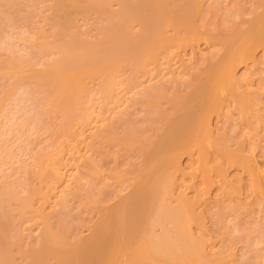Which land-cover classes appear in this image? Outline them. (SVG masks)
<instances>
[{
  "label": "rangeland",
  "instance_id": "rangeland-1",
  "mask_svg": "<svg viewBox=\"0 0 264 264\" xmlns=\"http://www.w3.org/2000/svg\"><path fill=\"white\" fill-rule=\"evenodd\" d=\"M24 1L26 3V0ZM37 1L40 0H36V4ZM42 1L43 2L40 1L38 3L41 4V7L38 5H34V7H38H35L36 9L34 8V11L32 7L33 5H31L34 4L32 3L34 1L29 0L28 4L30 5V9L28 5L25 6L28 9H25L24 7L22 8L21 6L25 5V3L23 2V5H19L20 8H17V6L16 8L12 7L13 9L15 8V11L11 9L10 11H8V13H6L5 10V13L4 11L2 12L4 13V15L6 14L5 16L0 14L1 16H3V18H6L7 14L9 16V13H11L12 11L13 13L15 12L17 14H13L15 18L18 17V15L24 14V18L22 16H19L21 18H18L17 21H14L16 19L12 16V23L11 19H9L8 21L6 20L10 18L7 17L4 23L0 24V47L3 48L0 49V73H7L5 75H0V89L8 87V84L10 87L15 81H17V77L12 76L11 79L8 76L12 73L8 74L7 71L10 72V68H6L7 66L5 67V65L10 66L12 62L10 63V61H8L9 64H7L8 62L6 58L8 59L9 56V59H11V57H14L11 60L13 62L17 61L18 63H20V61L24 59H20V57H18V60L17 56L15 57L16 54L14 53H18L19 56L20 54H23V52L26 53V50L27 52H29L27 48L28 42L32 44V41L35 40L33 44H36L43 42V40L47 41L53 38L52 32L53 29L55 30V28L53 27L52 23L48 22L45 27L44 23L46 22H44V19L48 21L49 17L51 16L50 13H52V8L50 7V4H52L54 0ZM191 1L188 2L190 4L187 7H190V5L191 7L193 6L192 9L194 7H198L197 12L195 10L197 14H193L194 11L191 12L192 17L193 15H195L193 18H190L188 20V18L185 17L186 21L184 17L179 18L180 23H182L181 20H184L183 25L179 23L180 25L177 26L176 23L171 27H165L164 31L166 33L163 30H160V28H163L164 24L162 22H160L159 24L161 25L162 23V27L159 28L160 33H162L163 31L164 35H166L167 38L170 36V39H172V41L168 39V41L170 42H168L164 46L161 45L158 48L159 51L157 49L152 54H148L143 57L142 62L139 65L140 67H136L137 71L134 66L130 67L128 64L124 65L121 63L122 65H120L119 68L121 69L122 73L121 71H118L119 73H116L118 77H116L117 79L115 78V81H117L118 83H116V87L114 86L115 89H117L113 91V97L104 96L102 95V93L100 95L99 92L101 90L97 88L101 83V77H99L100 79H97L96 77L95 79H93L94 81H90L89 79H87L90 82L85 80L88 82H86L85 85L87 84L88 86H85V91H82V96L80 95V99H83L84 101H82V104H90V111L91 113L93 112L91 116H93H90L87 122L83 118L82 109H80L82 108L81 100L79 99L80 96L77 97L78 99L74 98L75 101L79 100L81 105L78 104L80 105L79 108L76 104L79 102H76V106L74 105L72 107L79 108L81 113L79 111H76V113L73 114L74 112L70 109V105L69 109L73 113L70 114L68 112V114L69 116L73 114L74 116L72 115L73 117L71 118L78 124H76V129L73 131L72 128H68L71 122L67 123V126L65 124V117L67 119V116L63 114L65 112H61V110L65 111L66 109H62L61 107L57 108V103H53L54 105L52 104L50 105V107L48 106V108H50L49 110H47V106H45V108H47L46 110L45 108L42 109L44 107L42 105L44 103H47L45 99H43L42 101L41 98L45 97V95H42L44 94L43 92H45L43 90H41L43 91L41 94L42 96L37 93L39 97L37 95L35 97H31L35 98V100L32 99L34 100V103L31 100V106L34 104L35 106L33 105L32 107L35 108H32L30 106V108L32 109H30V111L28 109V113L23 112L27 110V107L29 108V105L31 103L29 102V99L31 98L28 99V97L30 96L26 97L29 92L26 94L25 91H30L32 87L29 86L28 89L24 90V86L27 85L28 87V84L31 85V82L28 80L30 82L29 83L27 79L24 80V78L21 79V81L23 80V82H20V80H18L19 82L17 81L18 84L21 83L20 87L18 85L19 88L17 87V90H24L22 92L26 95H21L15 98H18V101H20V97L21 99H24L26 97L25 100L27 99L28 101H26V103L24 101H21L22 103L20 102L19 104L16 103V99L14 98L13 100L15 101V103L14 101H12L13 103L11 101H6L4 103L5 111L6 109L8 111H6L7 113L5 112V114L9 113L7 116L10 118L11 122H9V120V123L5 124L6 128L4 125V127L2 126L3 128L1 127V125L0 127L3 130L5 128L4 131L8 130L9 125L12 126L14 124V127H9V131H6L7 133L10 132L8 133V135H6V132H4V136L1 138H4L6 141L5 143L0 144H3V147L11 150L14 155L11 154V161L7 159L3 165H0V187H5L4 189H6V186L8 188L10 183H12L13 181L17 182L13 183L15 184L16 188L17 186H19L17 188L18 195H16L18 197L22 196V200L26 198L23 201L25 203H28L27 205L29 206V208L27 205L23 204V201L21 200H19L20 204L19 201L16 203L17 199H20L17 198V196H14V200H16L15 202L14 200H7L13 199V197H8L9 195L7 194V191H4L3 188H0V194L2 193L3 195L4 193L5 196L8 195V198L4 199V204H0L2 205L0 206V212L4 210V213L2 211L3 214L1 215L0 220L4 222L7 219L11 224L8 225L9 228L7 226V223L2 224L3 227L4 225H6L5 228H7H3V230L5 229V232L7 233H5L0 228L1 232H4L2 236H5L6 234V237H8V239H5L4 237L3 239H0V242L4 241L6 250H8L9 248V251H6L3 247L5 251L4 253H7L6 256H8L9 252L12 251V253L10 254L11 256H13L14 260L11 258L9 264H11V262L13 264H23L27 260L26 256L25 258L23 256L24 251L30 250V246H32L33 248L38 247V242H41L45 235V232L43 231H45L44 229H46V227L49 228V230L52 231V233L56 236V243L58 242V244H56L57 248H63V252L60 255L65 256L64 254L67 253L66 257L68 259L70 257H78L80 251L75 249L76 244L78 243L80 238L87 237L91 234L92 229H95L97 227V222L102 223H100L101 226L99 227L101 230L103 229V234L106 233L103 236L104 239L102 238V240H104L105 242H100L101 244L97 246H94L96 244H93L92 248L90 247L91 250L88 249L87 251L85 249L87 253L84 250L83 251L85 253H82L81 250L80 255L83 259L81 258L82 263L80 264H99V262L100 264H102L103 259L109 260L108 256L111 253L113 254L112 256L110 255V259H116V263L114 262L115 264H134V262L139 259V253L136 250L135 252L133 247H135V245L136 247L138 246L142 236L144 235L147 228L146 220L149 215V233L151 237L153 234H155L153 235L154 238L152 237L153 239H157L156 237L159 236L158 239L161 243L159 241H157V243H159L160 247L162 246V243L164 241L171 244V246H168L169 251L166 249V246L164 247L165 249L163 248V246L161 247V253L158 256L160 258V260H158L159 264L160 262H162L161 264H171V262L172 264H174L175 262H177L174 256L177 254L176 251H179V240L182 238V235H180L181 231L182 233L185 231L183 233L185 239L187 235H189L188 237H190V240L191 238L195 239L196 242L200 244L201 248L203 247L202 249L207 254V256H209V258L211 259L210 261H213V264H264V38H262L263 40L260 38L262 40L261 42V40L256 37L258 36L257 34H259V29H261V27L262 29L264 28V22L261 23L264 20V0H197L198 4L197 2H195V0H193V5L191 4ZM118 2L119 0L111 1L110 9H112L111 11H113V14L118 13L119 9L122 6V2L120 3L121 5ZM127 2H129L130 4H136L138 0H128ZM179 2H181V0ZM5 9L8 8L6 7ZM66 9L67 12L65 13V15L67 17H72L73 13L71 12L72 10H74V13L77 17H73L76 18L75 21L74 19L73 21L78 22V24L72 23L68 26L66 34H68L69 37H71L72 33L76 36L82 32H86L85 35L83 34V36L85 37V41H87L86 39H90L93 41L96 40L98 36L99 38H101L103 36L102 34H105L103 31L106 30H103L101 32L99 31L100 29H103L102 27L104 25H110V23H108L109 21L105 20L106 17L103 16L102 13L91 10L88 13L89 17H87L88 15H84L83 13L81 14L80 11H78L77 13H80L77 14L75 12L77 11L76 8L66 7ZM116 9L118 12L116 11ZM45 14L50 15L48 16ZM119 15L120 14H118V17L117 14L114 15L113 19L120 21ZM9 21L11 24H8ZM137 21L138 20H136L135 23H131L132 25L134 24L132 29H130L132 26L131 24L130 28H128L130 29L131 35L133 34L134 37L136 35L138 37L139 32H142L141 22ZM12 24H14L15 26ZM73 24L75 27H72ZM252 24L254 27L252 26ZM6 25L7 27H4ZM10 25L11 27H8ZM70 26L72 27L70 29L72 30V33L70 32L71 34L69 33ZM41 27L44 28L42 29ZM249 28L252 30H249ZM74 30L76 31L75 33L73 32ZM176 30L179 32H177ZM133 31L135 33H133ZM191 31H197V33H195L194 35V40L188 38ZM262 31H264V29L261 30V34ZM98 32L102 34L100 35ZM141 34L146 33L142 32ZM241 34H245L246 36H241ZM150 35H152L151 32L149 36ZM66 36L65 39H68L69 37ZM143 36H146L147 40H149L150 38H147V34ZM17 37L19 39H17ZM182 37L184 38V40H182ZM185 37H187V41L185 40ZM236 37L238 38L236 39ZM243 37H245L244 41L242 39ZM261 37H264V34L263 36L261 35ZM6 38H8V40H5ZM78 38L83 40L82 36L80 38V35H78ZM240 39L242 40V44ZM254 39H257V42H260L259 44L257 43V47H255L256 43ZM11 40H13L14 42ZM29 40L32 41L30 42ZM36 40L38 42H36ZM252 41H254L255 43V46L252 48L255 49H251V54L249 53L250 55L247 57V59L244 56L241 59L240 56H242L243 52H236L238 56H236L237 59L233 70L235 75L233 74L234 76L233 78H230V81L227 78L229 82L225 78V82L221 83L222 86L218 89V91H216V93L212 89L214 88L213 83H215V80L212 79L216 78L215 73L217 72V70L219 68L221 69L224 63L226 65L227 59H229L233 54L230 52H235V49L238 46L240 47L238 48V51H241L243 46L247 47L250 42L252 43ZM5 42L9 43L12 46L8 48V45H6L7 43ZM88 42L91 41L88 40ZM31 44H29V49L34 46H30ZM13 45H15L16 48H14ZM113 46L114 45H112V48H114ZM166 46L168 47V49ZM35 47L36 46H34V49H39L33 50L31 48L29 52L30 58H34L33 55L35 54H37L35 55V57H37L39 53L41 54V52L45 50L42 49V46V48ZM4 48H6L5 50L7 52L4 50ZM112 48L110 50V54H112L111 57H116L120 50L116 49L117 47L114 49ZM115 49L118 51H115ZM164 50H166L165 53ZM10 52L13 55L9 54V56L6 57ZM46 52L47 50H45L44 53ZM44 53H42V55ZM40 54L38 56V60H40V57H42ZM244 54L247 55L245 52L243 53V55ZM1 60L3 62L6 61V64ZM34 60L31 59L32 62L36 63L35 67L42 61L41 60L40 62H37V58H35ZM23 62L19 64V66H22L21 64H24V68L23 66L21 68L22 70L25 69V62ZM39 65L41 67L42 64ZM5 68L7 69V71L4 72V70H6ZM124 75L125 78H123ZM209 77L211 78V80ZM210 85H212V88H210ZM207 86H209L212 91ZM22 87H24V89ZM40 89H37V91H40ZM48 89L52 91L51 87L46 88L45 90L47 91ZM145 89L147 92L145 91ZM1 90L0 97L2 96ZM17 90L15 91L16 94L14 96L21 92L20 90V92ZM34 91L36 92V90ZM51 91H49V93L45 92V94L47 93L48 95ZM97 91L99 94L97 93ZM143 92L146 94H142ZM34 94L36 93H32V95ZM36 97H38V99L40 98L39 101H41V103L43 104H40ZM45 98L47 99V97ZM36 103L39 104L37 105ZM17 104L23 106L27 104V107H23V109H20V111L19 109H16L18 108ZM36 105L38 108L36 107ZM52 106H55V110L56 108L59 110L55 111L53 109L54 107L51 108ZM13 109L14 111H12ZM34 112L35 115H33ZM38 112L41 113V117H39L40 114H36ZM55 112L60 113L58 114ZM78 112L80 114H77ZM13 113L17 115H14ZM121 114L123 117L121 116ZM61 115H64V117H61ZM75 115H78L80 117L77 116L76 118ZM27 116L28 118H31V121L33 119L34 123L32 125L29 122V124L26 125V129L29 128L30 130L28 129V132H25V130H23L24 134L21 132V136V133H16L17 129L15 127L18 128V124L16 122L19 121L20 117H22L21 119H23V117L27 118ZM11 117H13V119H11ZM40 118H42V120H40ZM81 118L83 120H81ZM68 119H70V117ZM72 119L70 121H72ZM62 121H64V126L61 125ZM68 121L69 120H67V122ZM95 126L97 128L101 127V129L103 128L105 130L111 129V134H114L115 136L112 135L113 138L112 136H110L102 143H100L99 141L97 142L96 140L97 143L95 142V144H89L88 142L92 141L90 134H93L96 130ZM106 126L109 128H104ZM68 129L70 131H68ZM12 130H14V133ZM31 130L34 132L31 133ZM113 130H115L116 134L113 132ZM74 131L78 134H76ZM25 133L27 134L25 135ZM123 134L126 135L123 136ZM119 136L124 137L125 139L123 141L114 139L115 137ZM1 138L0 141L2 140ZM29 139H31V141ZM3 140L2 142H4ZM169 143L171 146L169 145ZM100 149L102 150L101 152L99 151ZM43 160L46 162L50 161L51 163H48L51 166L47 165L48 163L44 162ZM163 160L167 161V163L165 161L164 164L165 170L163 168ZM91 161L93 163H91ZM160 161H162V164H160ZM37 164H39V169L36 166ZM43 164L45 167L42 166ZM178 164L179 166H177ZM52 165L55 167L53 168ZM41 167L43 169L45 168L48 171L46 172L44 169V176L42 174L40 176L37 175V173L39 174L38 171L41 169ZM88 167L93 168L94 172L92 174L87 170ZM157 167L160 169L163 168V170L158 169V172L162 173H159L160 177H163L166 171V174L169 175V178L173 179V184L169 189H171V194L174 192L172 195L176 198L172 197V195L170 194V198H172L170 200V198L168 197L166 199V202L169 205L172 204L171 206H169L172 209L170 212H173L174 215L177 216H175L177 219L179 218L178 215L183 216L182 218H179L178 222L175 219L174 223V219L172 221L171 218H167V214H164L167 213V211L169 212V208H166V211L161 204L156 201H152L151 194H148L147 192H155L156 189L157 191H159L160 189V187L159 189L157 187L155 188V190L152 188L151 190H149V187L153 186V184L149 183V181L151 180H154L155 182L154 183L151 181L152 183H154L153 188L158 186V183H156L158 180L156 181L155 179L158 176V172L156 171ZM176 167L179 168L177 169ZM55 168L58 170H55ZM54 170L56 173L54 172ZM84 171L86 172L84 173ZM28 173H30V175ZM58 175L60 176L58 177ZM17 176L20 180H18ZM41 176H43L44 178ZM61 176L62 178H60ZM68 187H71L70 189L74 190H72V193L68 192L70 193L69 195L66 194L69 190ZM2 195L0 197H2ZM27 195L31 197V200ZM147 195H150V197L148 198ZM178 195H180L183 199H187V207H185L187 213L185 212V210H183L182 213V209L180 211V208L178 207L179 205H177V197L180 198V196ZM5 196L3 198H6ZM88 196L93 198H89ZM46 197L49 198L47 199ZM124 197H128V199H131L132 204H129L130 207L117 203L118 200H121ZM94 199L97 200V203ZM88 201L92 205L90 203H87ZM143 201L145 202L143 203ZM29 202L31 205L29 204ZM5 203H8V206H12V208L11 206H9L11 210H9L10 212H7V208L9 207H7ZM114 203H117V205L115 206ZM14 205H16V207ZM19 205L20 209L17 208L19 207ZM21 205H24L27 210L24 209V207H21ZM64 205L66 208L64 207ZM111 205H114L112 206L114 208H112ZM172 206H174V208ZM110 207L111 209H109ZM115 207L116 212L118 211L117 213L114 212ZM21 208H23V211L21 210ZM100 208H104V211H100ZM175 209L177 210L175 211ZM12 211L13 213H15V216L13 215ZM132 211L133 213H131ZM16 212H18L17 215ZM176 212L179 214H177ZM119 213H121V215ZM9 215H13V219L12 216L9 217ZM160 215L161 220L156 218V216ZM127 216L129 218H127ZM187 216L189 218H187ZM103 217L107 218L104 219ZM183 218L184 220L182 221ZM115 221L116 223H114ZM159 222H162L163 224H159ZM0 223L2 222L0 221ZM177 223H179V225ZM13 224L15 226H13ZM184 224L187 225L186 227L188 230L185 228ZM2 225L0 227H2ZM110 226L112 229L110 228ZM181 228H184V230H181ZM177 229L178 232L181 230L179 234H176L178 233L176 231ZM170 234L172 235V237H170L171 241L169 240ZM2 236H0V238H2ZM124 236H127V241ZM177 237H179V239ZM174 238L177 240H175ZM6 240L7 242H5ZM116 241L118 242V245L116 244V247L112 246L114 248V252L112 250H110V252L112 251L111 253L107 252L111 244L115 243ZM10 242H14L15 244L11 245ZM172 243L174 244V246ZM176 243H178L179 246L176 245ZM8 244L10 245V247ZM19 245H21V248L17 247ZM93 246L97 247V250H93ZM172 246L173 248H175L173 249ZM1 247L2 246H0V248ZM12 247L14 248V250H12ZM101 247H103V249ZM100 248L102 251L100 250ZM176 248L178 250H176ZM18 249L19 251H17ZM68 251H70V253H68ZM60 252L61 251L57 250L56 253H53L52 255L46 254L45 259L47 260L48 257L49 259L45 264H66L64 263L66 261L65 258L63 261V259H60L58 257V254ZM90 252L92 253L93 257L91 255H88L91 254ZM172 252L176 254L173 255ZM97 253L102 254H100L99 256ZM114 253H117L118 255H115ZM161 254L163 256L165 255L164 258ZM11 256L7 258H10ZM86 256L88 257V259ZM134 256H136L135 258L137 259H135ZM102 257L104 258L102 259ZM98 258L101 259L99 260V262H97ZM68 259L66 262H71L73 264L72 260L69 259V261ZM91 259H95L96 262L94 260L91 262ZM164 259L166 260L165 262ZM87 260L90 263L87 262Z\"/></svg>",
  "mask_w": 264,
  "mask_h": 264
},
{
  "label": "bare ground",
  "instance_id": "bare-ground-1",
  "mask_svg": "<svg viewBox=\"0 0 264 264\" xmlns=\"http://www.w3.org/2000/svg\"><path fill=\"white\" fill-rule=\"evenodd\" d=\"M28 1L29 0H26V3H25V1L23 0H0V14L1 15H4V13H5V10H6V13H8V11H10L11 9L12 10H14L15 8H16V6H17V8H20V6L21 5H23L22 3L24 2L25 3V5H23V6H21L22 8L24 7L25 9H28V8H26L25 6H27L28 5V7H29V9H30V5L28 4ZM30 1H32V0H30ZM34 2H32V3H34V4H31V5H33L32 7H33V11H34V8L38 5V6H40L41 4H38L40 1L41 2H43L42 0H40V1H37V4L35 3L36 2V0H33ZM46 1V0H45ZM53 1V0H52ZM111 1L112 0H54V2H52V4H50L51 6V8H52V10H51V12L52 13H50V11H49V13L51 14V16L49 17V19H48V17H47V19H48V21H46V19H44L45 21L44 22H46V23H44L45 24V27H46V24H48V23H52V25H53V27L55 28V30L53 29V32H52V30H51V32L53 33L52 34V39L51 40H47V41H44L43 40V42H41V43H36V42H38L37 40H36V44H39V45H36V44H33L34 43V41L35 40H29L30 42L32 41V44L31 43H29L28 42V51L30 52V49L32 48L33 50H38V49H34V46H36L35 48H37V47H40V48H42V49H45V50H47V52L46 53H44L45 52V50L43 51V52H41V51H39V52H41V54L39 53V52H37V53H39L42 57H40V60H38V56H39V54H38V56L37 57H35V55H37V54H35V55H33V57L34 58H30V55H29V52H27V50H26V53H24L23 52V54H20L19 56H18V53H14V54H16L15 55V57L17 56V59L19 60V58L18 57H20V59H24V60H22V61H20V63H22L23 61L25 62V69L24 70H22L21 68H22V66H23V68H24V64H21L22 66H19V64L20 63H18L17 61H12L11 59H13L12 57H11V59H9L10 58V56H9V54L11 55L12 53L10 52V53H8V55L6 56V57H8L9 56V60L6 58V57H4V58H6V60H7V62L8 61H10V66L9 65H5V67L6 68H10V72L9 71H7V69L6 70H4V72L5 71H7L8 72V74L10 73H12L11 75H8L10 78L13 76V77H17V81L18 80H20V82H23V80L21 81V79H23L24 78V80H26L27 79V81L31 84V85H29L28 84V87H27V85L26 86H24L25 87V89H24V87H22L24 90H26V89H28L29 88V86H31L32 88H34V89H32L31 87V90L30 91H28L27 90V92L25 91V93L27 94L28 92H29V94H24L22 91H24V90H20V89H18L17 90V87H18V85H19V87L21 86L20 84L21 83H19L18 84V82L17 81H15L10 87H9V84H8V87H5V88H1L0 90H1V97H0V121H1V127L4 125L5 126V124L6 123H9V122H11V120H10V118L7 116L8 114H5V112L7 111V109H6V111H5V108H4V103L6 102V101H14L13 99L15 98V97H19V96H21V95H26V97H28V96H30V97H28V99L29 98H31V97H35L36 95H37V93L38 94H40V96H42V95H45V97H47V99L45 98V97H41L42 98V101H43V99H45L46 100V102L48 103H41V101H39V99H38V97H39V95H37L38 97H36V99H38V101H39V103L40 104H43L42 106H44L42 109H44L45 108V106H47V108H48V106L50 107V105H52L53 103L54 104H56L57 105V108H59V107H61L62 109H66L65 111L64 110H61V112L63 113V112H65V113H63V114H65V116H67V119H66V117H65V124H66V126L68 125L67 123H69V122H71L70 123V125H69V127L68 128H72V131L73 130H75L76 128V126L78 125L76 122H74L73 121V119L71 118V117H73L74 115L73 114H75L76 113V111H79L80 113H81V111H80V109H82V115H83V118L87 121L89 118H90V116H91V114H93V112L91 113V111H90V107H89V105L90 104H82V101H83V99L81 100L80 98H81V93H82V91L84 90L85 91V86L87 85H85V83L88 81L87 79H89L90 81L91 80H93V79H95L96 77H97V79L99 78V77H101V83L100 82H97V83H100V85L98 86V88L97 89H99V90H101L99 93H100V95H101V93H102V95H104V96H107V97H113V95H114V90H116L115 89V87L117 86V84L116 83H118L117 81H115V78L116 77H118L117 75H116V73H119L120 71H121V69L119 68L120 67V65H122V64H128L130 67L132 66H134V68L136 69V67L138 66V67H140L139 65L141 64V62H142V59H143V57H145L146 55H148V54H152L155 50H157L161 45H166L168 42H170V41H168V39L169 40H171L172 41V39H170L171 37L169 36L168 38H167V36L166 35H164V33H163V31L165 30V27L166 28H168V26H172V25H174V24H176L177 26L178 25H180V24H182L183 25V21L184 20H181L182 21V23H180L179 21H180V19L179 18H181V17H187L188 18V20L190 19V18H193L195 15H193V17H192V14H191V12H193V14H195L196 12H197V8L198 7H194L193 9H192V7H191V5H190V7H187V6H189V4L190 3H188V2H190L191 0H189V1H186V0H181V2H179L180 0H178V1H173V0H138V2L136 3V4H130L129 2H127L128 0H119V4L122 2V6H121V8L119 9V12L117 11V9H116V11L118 12V13H115V11H114V13L115 14H113V11H111L112 9H110V4H111ZM114 1V0H113ZM137 1V0H136ZM193 1V0H192ZM192 1H191V4H192ZM174 2V3H173ZM175 2H177V3H175ZM179 2V3H178ZM186 2V3H185ZM195 2H197V4H198V1L197 0H195ZM188 3V4H187ZM113 4V3H112ZM20 5V6H19ZM34 5H36L35 7H34ZM46 5V4H45ZM118 5V4H117ZM121 5V4H120ZM193 5V4H192ZM196 6V5H195ZM8 8V9H5V8ZM12 7H15L14 9L12 8ZM41 7V6H40ZM66 7L68 8V7H72V8H76L77 9V11H75L76 13L78 12V11H80L81 12V14L83 13L84 15L86 14V15H88V13L91 11V10H93V11H96V12H98V13H102L103 14V16H105L106 17V19L105 20H108L107 22L108 23H110V25H108V26H103L102 28V30L100 29L99 31L101 32V31H103V30H106V31H103L105 34H102V33H99L100 35L102 34L103 36L101 37V38H99V36H98V38L96 39V40H90V39H86L87 41H85V37L83 36V34L85 35V33L86 32H82V33H80V32H78V33H80V34H78V35H80V38H81V36H82V38H83V40L82 39H79L78 38V35H73V33L71 32L72 30H70L73 26H74V24L72 25V27L70 26L69 27V33L71 34V37H69V35L68 34H66V31L68 30L67 28H68V26L69 25H71L72 23H77L78 24V22L76 21V22H74L75 21V19L76 18H73V17H75L76 16V14L74 13V10H72V12L71 13H73L72 14V17L71 16H69V17H67L66 15H65V13L67 12V9H66ZM21 8V9H22ZM36 8H38V7H36ZM35 8V9H36ZM191 8V9H190ZM196 8V9H195ZM25 9H23V10H25ZM40 9V8H39ZM48 9H50V8H48ZM66 9V10H65ZM16 10H18V9H16ZM64 10V11H63ZM195 10H196V12H195ZM4 11V13H2ZM15 11V10H14ZM20 11V10H19ZM17 12V11H16ZM22 12H24V11H22ZM32 12V11H31ZM79 12V13H80ZM15 13V12H14ZM13 13V11L11 12V13H9L10 15L8 16V14H7V17H10V18H8V19H6L5 17L3 18V16H1L0 15V17H2V18H0L1 20L2 19H4V20H0L1 21V23L0 24H3L4 23V21H5V19L8 21L9 19H11L12 18V16H13V18H15L14 17V14ZM27 13V12H26ZM25 13V14H26ZM48 13V12H47ZM79 13H77V14H79ZM94 13V12H93ZM12 14V15H11ZM16 14V13H15ZM41 14V13H40ZM50 14H45V15H50ZM70 14V13H69ZM75 14V15H74ZM81 14H80V16H81ZM117 14V17H118V14H120L119 16H120V18H119V20L120 21H117V20H114L113 19V16L114 15H116ZM197 14V13H196ZM6 15V14H5ZM4 15V16H5ZM17 15V14H16ZM84 15H83V17H84ZM91 15V14H90ZM262 15H263V13H262ZM19 16H24V14L23 15H18V17H16L15 19L16 20H14V21H17V19L18 18H21V17H19ZM28 16V15H27ZM42 16V15H41ZM101 16V15H100ZM260 16V15H259ZM46 17V16H45ZM77 17V16H76ZM79 17V16H78ZM87 17H89V15L87 16ZM86 17V18H87ZM116 17V16H115ZM116 17V18H117ZM263 17V16H262ZM24 18V17H23ZM81 18V17H80ZM102 18V17H101ZM183 18V19H184ZM73 19H74V21H73ZM179 19V20H178ZM257 19V18H256ZM255 19V20H256ZM50 20V21H49ZM136 20H138L139 22H141V26H142V32L144 33H146L148 36H147V38H149V40H147L146 39V36H143V35H146V34H141L139 31H141V30H139L138 32H139V35H138V37H137V35L135 36V37H137V38H135L134 36H133V34L131 35V33H130V29H132L133 28V25L131 24V23H135V21ZM258 20V19H257ZM6 21V22H7ZM13 21V22H14ZM104 21V20H103ZM137 21V22H138ZM185 21H186V18H185ZM262 21V20H261ZM48 22V23H47ZM160 22H162L164 25H163V28L161 29L160 27H162L161 25H162V23H161V25H159L160 24ZM175 22V23H174ZM264 22V20L261 22V23H263ZM11 23H12V19H11ZM10 23V21L8 22V24H11ZM15 23V22H14ZM106 23V22H105ZM107 23V24H108ZM180 23V24H179ZM253 23V22H252ZM255 23H256V21H255ZM106 24V25H107ZM130 24L132 25L131 26V28H130ZM260 24V23H259ZM12 25H14V24H12ZM43 25V24H42ZM41 25V26H42ZM186 25V24H185ZM193 25V24H192ZM261 25V24H260ZM15 26V25H14ZM44 26V25H43ZM50 26V25H49ZM159 26V27H158ZM176 26V27H177ZM252 26H253V24H252ZM251 26V27H252ZM4 27H7V25L6 26H4ZM8 27H11V25L10 26H8ZM52 27V28H53ZM75 27V26H74ZM175 27V28H176ZM181 27V26H180ZM179 27V28H180ZM254 27V26H253ZM261 27V26H260ZM3 28V27H2ZM42 28V27H41ZM44 28V27H43ZM42 28V29H43ZM51 28V27H50ZM128 28H130V29H128ZM140 28V27H139ZM138 28V29H139ZM159 28H160V30H163L162 31V33H160V31H159ZM173 28V27H172ZM257 28H259V27H257ZM257 28H256V30H257ZM4 29H6V28H4ZM4 29H2V30H4ZM9 29V28H8ZM40 29V28H39ZM264 29V28H263ZM262 29V27H261V29H259L258 31H259V34H257V33H255V34H257L258 36H256L258 39H262V38H264V37H261V35L263 36V34H264V31H262V34H261V30H263ZM21 30V29H20ZM36 30V29H35ZM175 30V29H174ZM182 30V29H181ZM249 30H252V29H250L249 28ZM255 30V31H256ZM45 31V30H44ZM177 31V30H176ZM184 31V30H183ZM246 31V30H245ZM254 31V32H255ZM20 32H23V31H20ZM74 33L76 32L75 30L73 31ZM148 32V33H147ZM150 32L152 33V35H150L149 36V34H150ZM165 32V31H164ZM168 32V31H167ZM177 32H179V31H177ZM3 33V32H2ZM5 33V32H4ZM47 33V32H46ZM68 33V32H67ZM133 33H135L134 31H133ZM166 33V32H165ZM185 33V32H184ZM183 33V34H184ZM195 33H197V31H191L190 32V34H189V36H188V38L189 39H193L194 38V35H195ZM0 34H1V31H0ZM67 36H66V35ZM88 34V33H87ZM250 34H251V32H250ZM34 35V34H33ZM42 35V34H41ZM73 35V36H72ZM207 35V34H206ZM243 35H245V34H243ZM242 34H241V36H243ZM31 36V35H30ZM46 36V35H45ZM65 36L66 37H69L68 39H65ZM133 36V37H132ZM179 36V35H178ZM217 36V35H216ZM226 36V35H225ZM240 36V35H239ZM238 36V37H239ZM246 36V35H245ZM252 36V35H251ZM255 36V35H254ZM41 37V36H40ZM180 37V36H179ZM238 37H236V39L238 38ZM249 37H250V35H249ZM2 38V37H1ZM4 38H5V36H4ZM38 38H39V36H38ZM183 38V37H182ZM187 37H185V40L187 41V39H186ZM227 38V37H226ZM244 38L245 37H243L242 39H243V41H244ZM247 38H248V35H247ZM15 39H16V37H15ZM17 39H19L18 37H17ZM33 39V38H32ZM179 39H181V38H179ZM197 39H199V38H197ZM219 39H221V38H219ZM260 39V40H261ZM2 40V39H1ZM4 40V39H3ZM5 40H8V38H6ZM4 40V41H5ZM46 40V39H45ZM88 40L89 41H91V42H88ZM174 40V39H173ZM182 40H184V38L182 39ZM181 40V41H182ZM194 40V39H193ZM227 40V39H226ZM246 40V39H245ZM248 40V39H247ZM255 40V43H256V46H255V43H254V41H252V43L250 42V44L246 47V46H243L242 47V49H241V51H238V48H240L239 46L235 49V52H230V53H233L232 54V56L229 58V59H227V61H226V65H225V63H224V65H222L223 67H221V69L219 68L218 70H217V72L215 73V75H216V78H215V76H214V78L215 79H212V80H215V83H213V87L214 88H212V85H210L211 87L210 88H212L215 92L216 91H218V89L222 86V82H225V78H226V80H227V78L229 79V81H230V78H233V76L235 75L234 74V72H233V70H234V65H235V62H236V56H238L237 55V53H239V52H245L247 55H243V53H242V56H240L241 57V59H242V57L244 56L246 59H247V57L251 54V49H253L252 47H257V43L259 44L260 42L258 41L257 42V39H254ZM263 40V39H262ZM262 40H261V42H262ZM11 41H13V40H11ZM18 41V40H17ZM40 41V40H39ZM148 41V42H147ZM177 41H178V38H177ZM188 41H191V40H188ZM240 41H241V44H242V40L240 39ZM249 41V40H248ZM1 42V41H0ZM14 42V41H13ZM12 42V43H13ZM193 42V41H192ZM237 42H239V41H237ZM5 43H7V42H5ZM223 43H225V42H223ZM244 43V42H243ZM29 44H31L30 46H32V45H34V46H32L30 49H29ZM3 45H5V44H3ZM6 45H8V48L10 47V46H12V45H10L9 43H7ZM112 45H114L113 47L114 48H116V49H118V50H120V52H118V54H117V56L116 57H111V55L112 54H110V50H111V48H112ZM231 45V44H230ZM229 45V46H230ZM236 45H238V44H236ZM240 45V44H239ZM244 45V44H243ZM22 46V45H21ZM27 46V45H26ZM42 46V47H41ZM167 46H169V45H167ZM166 46V47H167ZM174 46V45H173ZM241 46V45H240ZM13 47L14 48H16V46L15 45H13ZM175 47H176V45H175ZM195 47V46H194ZM2 47H0V49H1ZM12 48V47H11ZM110 48V49H109ZM114 48H112V49H114ZM170 48V47H169ZM3 49V48H2ZM6 48H4V50H5ZM115 49V51H118V50H116ZM164 49V48H163ZM166 49V48H165ZM167 49H168V47H167ZM172 49V48H171ZM175 49V48H174ZM230 49V48H229ZM231 49H233V48H231ZM255 49V48H254ZM253 49V50H254ZM237 50V51H236ZM253 50H252V52H253ZM6 51V50H5ZM17 51V50H16ZM114 51V52H115ZM158 51H159V49H158ZM165 51L166 50H164V53H165ZM230 51V50H229ZM232 51V50H231ZM7 52V51H6ZM31 52H32V50H31ZM160 52H163V51H160ZM169 52V51H168ZM237 52V53H236ZM34 53H35V51H34ZM42 53H44L43 55H42ZM250 53V54H249ZM33 54V53H32ZM156 54V53H155ZM234 54H236V55H234ZM13 55V54H12ZM53 55V56H52ZM54 55H56V56H54ZM159 55V54H158ZM52 56V57H51ZM114 56V55H113ZM169 56V55H168ZM22 57V58H21ZM32 57V56H31ZM51 57V58H50ZM154 57V56H153ZM157 57V56H156ZM35 58H37V62H40L41 60V62L39 63V64H42L41 65V67H40V65L38 66H36V67H38V68H36L35 67V65H36V61L34 60ZM155 58V57H154ZM244 58V59H245ZM3 59V58H2ZM16 59V58H15ZM31 59L32 60H34L35 62H32L31 61ZM148 60V59H147ZM146 60V61H147ZM153 60V59H152ZM155 60V59H154ZM229 60V61H228ZM2 61V60H1ZM149 61V60H148ZM3 62V61H2ZM5 62V64H6V61H4ZM3 62V63H4ZM23 62V63H24ZM144 62V61H143ZM240 62H241V60H240ZM122 63V64H121ZM239 63V62H238ZM7 64H9V62L7 63ZM2 66V65H1ZM219 66V65H218ZM129 68V67H128ZM215 68V67H214ZM218 68V67H217ZM119 69V70H118ZM125 70V69H124ZM215 70V69H214ZM119 71V72H118ZM132 71V70H131ZM131 71H129V72H131ZM136 71H137V69H136ZM133 72V71H132ZM212 72V71H211ZM121 73H122V71H121ZM2 73H0V75H1ZM5 74H7L6 72H5ZM4 73L2 74V75H5ZM212 74V73H211ZM234 74V75H233ZM213 75H214V73H213ZM123 76V75H122ZM129 76V75H128ZM5 77V76H4ZM122 78V77H121ZM123 78H125V75H124V77ZM122 78V79H123ZM210 78V77H209ZM1 79V78H0ZM4 79V78H3ZM12 79V78H11ZM117 79V78H116ZM16 80V79H15ZM85 80H87V81H85ZM121 80V79H120ZM210 80H211V78H210ZM224 80V81H223ZM233 80V79H232ZM90 81H88V82H90ZM94 81V80H93ZM92 81V82H93ZM97 81V80H96ZM228 81V80H227ZM228 81V82H229ZM1 82V81H0ZM4 82V81H3ZM87 82V83H88ZM120 83H121V81H120ZM231 83V82H230ZM34 84V85H33ZM95 84H96V82H95ZM210 84V83H209ZM34 87H33V86ZM37 85V86H36ZM116 85V86H115ZM36 86V87H35ZM88 86V85H87ZM86 86V87H87ZM115 86V87H114ZM4 87V86H3ZM18 87V88H19ZM37 87H40V88H37ZM52 88V91L50 90V89H48L49 91H51L50 92V94H48L47 95V93H49V91L47 90H45L46 88ZM208 88H209V86H207ZM45 88V89H44ZM95 88V87H94ZM209 88V89H210ZM37 89H40V91H37ZM96 89V88H95ZM207 89V88H206ZM208 89V90H209ZM212 89H210L211 91H212ZM19 91L20 93L19 94H17L16 96H14L15 94H16V92L15 91ZM34 90H36V92L34 91ZM41 90H43V91H45V92H47L46 94H45V92H43V91H41ZM95 91V90H94ZM145 91H146V89H145ZM144 91V92H145ZM42 92L44 93V94H42ZM90 92V91H89ZM116 92V91H115ZM142 93V94H146V93ZM147 92V91H146ZM149 92V91H148ZM206 92V91H205ZM18 93V92H17ZM32 93H36V94H34V95H32ZM92 93V92H91ZM97 93H98V91H97ZM98 93V94H99ZM208 93H209V91H208ZM211 93V92H210ZM217 93V92H216ZM42 94V95H41ZM148 94V93H147ZM47 95V96H46ZM81 95V96H80ZM89 95H90V93H89ZM95 95V94H94ZM209 95V94H208ZM76 96V97H75ZM80 96V97H79ZM25 97V98H26ZM77 97H79V99L81 100V104H82V108H80V101L78 100V101H75V99L74 98H77ZM91 97V96H90ZM25 98L24 99H21V97L19 98V100L20 101H18V98H15L16 99V103H19L20 104V102L22 101H24L25 103H26V101H28L27 99L25 100ZM32 99H34L35 100V98H31V99H29L30 101L29 102H31L30 103V105H29V108L26 106L27 104H25V106H23V105H19V104H17V106H18V108H16V109H23V107H27V110L26 111H23V112H26V113H28L29 111H30V109H32V108H35V107H32L31 106V104H32V101H33V103H34V100H32ZM78 99V98H77ZM32 100V101H31ZM88 100V99H87ZM37 101V100H36ZM21 102V103H22ZM76 102H79V103H76ZM84 102V101H83ZM85 102H87V101H85ZM13 103V102H12ZM14 103H15V101H14ZM28 103V102H27ZM39 103H36L37 105L39 104ZM72 103H74V104H72ZM77 104V106L80 108H74V107H72V106H76V104ZM90 103V102H89ZM9 104V103H8ZM47 104V105H46ZM53 104V105H54ZM58 104H59V106H58ZM78 104H80V105H78ZM37 105H36V107H37ZM55 105V106H56ZM70 105H71V110H73V112H71V110L69 109V107H70ZM93 105V104H92ZM91 105V106H92ZM215 105V104H214ZM9 106H11V105H9ZM16 106V105H15ZM22 106V107H21ZM30 106L32 107V108H30ZM35 106V105H34ZM55 106H52L51 108H53L54 110H55ZM6 107V106H5ZM38 108V107H37ZM40 108V107H39ZM47 108H45V110L47 109ZM56 108V110H59V109H57ZM11 109V108H10ZM9 109V110H10ZM15 109V108H14ZM14 109L12 110V111H14ZM28 109H29V111H28ZM50 108H48L47 110H49ZM74 109H75V111H74ZM77 109V110H76ZM97 109V108H96ZM18 110V111H19ZM20 110V111H21ZM55 110V111H56ZM70 110V111H69ZM17 111V112H18ZM19 111V112H20ZM28 111V112H27ZM32 111V110H31ZM67 111V112H66ZM92 111H94V110H92ZM8 112V111H7ZM6 112V113H7ZM40 112V111H39ZM36 113V114H40V116L39 117H41V113ZM68 112L71 114V113H73L72 115H70L69 116V114H68ZM77 113V114H80V113ZM124 112H126V111H124ZM10 113H11V111H10ZM55 113H60V112H55ZM66 113H67V115H66ZM14 114V113H13ZM31 114H32V112H31ZM14 115H17V114H14ZM33 115H35V112H34V114ZM126 115V114H125ZM124 115V116H125ZM26 116V115H25ZM29 116V115H28ZM28 116H27V118H25V117H23V119H21L22 117H20L19 118V121L18 122H16L17 124H18V128L17 127H15L16 129V133L17 132H19V134L22 132L23 133V130H25V132L29 129V128H27L26 129V125H28L29 124V122L33 125V119H32V121H31V118L29 117L28 118ZM38 116V115H37ZM76 116V115H75ZM78 116V115H77ZM77 116H76V118H77ZM93 116V115H92ZM91 116V117H92ZM121 116H122V114H121ZM13 117H15V116H13ZM13 117H11V119H13ZM36 117V116H35ZM61 117H64V115L62 116L61 115ZM70 117V119H68ZM78 117H80V116H78ZM120 117V116H119ZM123 117V116H122ZM33 118H34V116H33ZM59 118V117H58ZM17 119H18V117H17ZM43 119H44V117H43ZM72 119V121H70ZM80 119V118H79ZM191 119V118H190ZM10 120V121H9ZM35 120V119H34ZM40 120H42V118H40ZM67 120H69L68 122H67ZM81 120H83L82 118H81ZM180 120V119H179ZM9 121V122H8ZM64 121H62V124L61 125H65V124H63V122ZM181 121V120H180ZM12 122H14V121H12ZM88 122V121H87ZM175 122V121H174ZM186 122V121H185ZM79 123H80V121H79ZM199 123V122H198ZM197 123V124H198ZM77 124V125H76ZM189 124V123H188ZM14 125V124H13ZM12 125V126H13ZM16 125V124H15ZM109 125H111V124H109ZM108 125V126H109ZM203 125V124H202ZM3 126V127H4ZM7 126H8V124H7ZM11 125H9L8 126V130H6V131H9V127H12ZM65 126V127H66ZM113 126V125H112ZM176 126V125H175ZM184 126V125H183ZM185 126H186V124H185ZM198 126V125H197ZM0 127V138L1 137H3L4 135V132H6V131H4L5 130V128H6V126H5V128H4V130L2 129ZM14 127V126H13ZM32 127V126H31ZM35 127V126H34ZM110 127V126H109ZM109 127H104V128H109ZM169 127V126H168ZM173 127V126H172ZM202 127V126H201ZM64 128V127H63ZM74 128V129H73ZM3 131H2V130ZM40 129V128H39ZM95 131H94V133L93 134H90V136H91V140L93 141H90V142H88L89 144H95V142H96V140H97V142L99 141L100 143H102L103 141H105V140H107L110 136H115L114 134H111L112 132V130L110 131V130H105V129H101V127L100 128H97L96 126H95ZM114 129V128H113ZM196 129V128H195ZM18 130H20V131H18ZM30 130V129H29ZM129 130V129H128ZM166 130V129H165ZM171 130V129H170ZM176 130V129H175ZM184 130V129H183ZM197 130H198V128H197ZM13 131V133H14V130H12ZM68 131H70L69 129H68ZM179 131V130H178ZM28 132V131H27ZM32 132H34V131H32L31 130V133ZM75 132V131H74ZM76 132H77V130H76ZM75 132V133H76ZM113 132L115 133V130H113ZM133 132V131H132ZM168 132V131H167ZM8 133H10V132H8ZM8 133L6 132V135H8ZM22 133H21V136H22ZM61 133V132H60ZM19 134H17V135H19ZM24 134V133H23ZM27 133H25V135H26ZM29 134H30V132H29ZM67 134H69V133H67ZM76 134H78V133H76ZM116 134V133H115ZM163 134V133H162ZM167 134V133H166ZM196 134H198V133H196ZM201 134V133H200ZM64 135V134H63ZM124 135H126V134H123V136ZM20 136V137H21ZM113 136H112V138H113ZM117 136V135H116ZM170 136V135H169ZM178 136V135H177ZM7 137V136H6ZM5 137V138H6ZM137 137V136H136ZM194 137V136H193ZM18 138H19V136H18ZM31 138V137H30ZM73 138V137H72ZM111 138V139H112ZM164 138V137H163ZM167 138H169V137H167ZM171 138H173V137H171ZM170 138V139H171ZM176 138V137H175ZM174 138V139H175ZM190 138V137H189ZM2 139V138H1ZM4 139V138H3ZM2 139V140H3ZM17 139V138H16ZM27 139V138H26ZM89 139H90V137H89ZM114 139H116V140H119V141H123L125 138L124 137H115ZM186 139H187V137H186ZM195 139V138H194ZM2 140L0 141V143H5V139L3 140L4 142H2ZM20 140H21V138H20ZM19 140V141H20ZM30 141H31V139H29ZM28 140V141H29ZM73 140V139H72ZM172 140V139H171ZM179 140V139H178ZM9 141V140H8ZM118 141V142H119ZM126 141V140H125ZM168 141V140H167ZM200 141V140H199ZM22 142V141H21ZM96 142V143H97ZM161 142V141H160ZM166 142V141H165ZM169 142V141H168ZM173 142V141H172ZM171 142V143H172ZM177 142V141H176ZM175 142V143H176ZM186 142V141H185ZM27 143V142H26ZM77 143V142H76ZM87 143V142H86ZM158 143V142H157ZM29 144H30V142H29ZM28 145V144H27ZM26 145V146H27ZM169 145H170V143H169ZM4 145L3 144H0V165H3L4 163H5V161L8 159L9 161H11L10 160V158L12 157V155L11 154H13L12 153V151L11 150H9L8 148H6V147H3ZM31 146H32V144H31ZM91 146V145H90ZM171 146V145H170ZM7 147H8V145H7ZM89 147V146H88ZM30 148V147H29ZM153 148V147H152ZM166 148V147H165ZM176 148V147H175ZM181 148V147H180ZM182 148H183V146H182ZM93 149V148H92ZM154 149V148H153ZM171 149V148H170ZM19 150V149H18ZM159 150V149H158ZM174 150V149H173ZM100 152L102 151L101 149L99 150ZM152 151V150H151ZM182 151V150H181ZM17 152H19V151H17ZM21 152V151H20ZM23 152V151H22ZM153 152H155V151H153ZM27 153V152H26ZM171 153V152H170ZM25 154V153H24ZM95 154V153H94ZM14 155V154H13ZM164 155V154H163ZM90 156H91V153H90ZM170 156V155H169ZM14 157V156H13ZM30 157V156H29ZM46 157V156H45ZM48 157V156H47ZM89 157V156H88ZM87 157V158H88ZM165 157V156H164ZM174 157V156H173ZM177 157V156H176ZM85 158V157H84ZM93 158V157H92ZM157 158V157H156ZM13 159V158H12ZM91 159V158H90ZM164 159V158H163ZM35 160V159H34ZM52 160V159H51ZM86 160V159H85ZM33 161V160H32ZM44 161V160H43ZM89 161V160H88ZM164 161V163H163V166H164V164H165V161L166 160H163ZM174 161V160H173ZM44 162H46V161H44ZM43 162V163H44ZM48 162H50V161H48ZM48 162H46V163H48ZM162 161H160V164H162L161 163ZM33 163H34V161H33ZM51 163V162H50ZM57 163V162H56ZM91 163H93L92 161H91ZM153 163V162H152ZM166 163H167V161H166ZM30 164H32V163H30ZM35 164V163H34ZM38 165L39 164H37L36 166H37V168H38ZM47 165H50L49 163L47 164ZM159 165V164H158ZM157 165V166H158ZM42 166H44V164L42 165ZM51 166V165H50ZM53 166V165H52ZM163 166H160V167H163ZM177 166H179V164L177 165ZM27 167V166H26ZM35 167V166H34ZM45 167V166H44ZM47 167V166H46ZM55 166H53V168H54ZM181 167V166H180ZM40 168V167H39ZM38 168V169H39ZM164 168V170H165V166L163 167ZM163 168H161L162 170H163ZM177 168V167H176ZM179 168V167H178ZM177 168V169H178ZM38 169H37V171H38ZM43 168L41 167V169L38 171L39 172V174L37 173V175L38 176H40L41 174L43 175L44 174V172L46 171V172H48L45 168V171H44V169L42 170ZM96 169V168H95ZM161 170L160 168H156V171L158 172L159 170ZM55 170H58V169H56L55 168ZM55 170H54V172H55ZM88 171H89V173H93L94 171H93V168L92 167H88V169H87ZM151 170V169H150ZM27 171V170H26ZM29 171V170H28ZM36 171V172H37ZM35 172V171H34ZM51 172V171H50ZM49 172V173H50ZM86 171H84V173H85ZM157 172H156V175H157ZM164 172V171H163ZM23 173V172H22ZM56 173V172H55ZM57 173H59V172H57ZM89 173H87V174H89ZM159 173H161V172H158V176L155 178L156 179V183H158V186H156V184H155V186L156 187H154L153 188V186H154V180H151L152 182H154V183H152L151 181H149V183H151V184H153V186H151V187H149L150 189L149 190H151V188L152 189H154L155 190V188H157L158 187V189H159V187H160V189H159V191H157V189L155 190V192L154 191H151V192H149V191H147L148 192V194L150 193L151 194V200L152 201H156V202H158L159 204H161L162 205V207L163 208H165V210H166V208L169 210V212L167 211V213H165L164 215H166L167 216V218H171L172 219V221H173V219H174V223H175V219H176V221L178 222V220H179V218H182L183 216L182 215H178V219L176 218L177 216L176 215H174V213L173 212H170L172 209L169 207V206H171V205H169V204H167V202H166V199L169 197L170 198V191H171V189H169L171 186H172V184H173V179H170L169 178V175L168 174H166V171H165V175L161 178L160 177V175H159ZM26 174V173H25ZM29 175H30V173H28ZM36 174V173H35ZM46 174V173H45ZM87 174H84V175H87ZM162 174V173H161ZM23 175V174H22ZM166 175H167V177H166ZM20 176V175H19ZM44 176V175H43ZM43 176H41V177H43ZM57 176V175H56ZM60 175H58V177H59ZM3 177V176H2ZM1 177V178H2ZM18 177V176H17ZM150 177H151V175H150ZM149 177V178H150ZM4 178V177H3ZM21 178V177H20ZM29 178H30V176H29ZM38 178V177H37ZM44 178V177H43ZM60 178H62V176L60 177ZM59 178V179H60ZM76 178V177H75ZM144 178V177H143ZM148 178V179H149ZM157 178H159V179H157ZM41 179V178H40ZM152 179H153V177H152ZM14 180V179H13ZM18 180H20L19 179V177H18ZM17 180V181H18ZM42 180V179H41ZM9 181V180H8ZM142 181V180H141ZM141 181H139V182H141ZM5 182V181H4ZM3 182V183H4ZM137 182V181H136ZM139 182H138V184H139ZM13 183H17V182H12V183H10V185L8 186V188H7V186H6V189H4L3 187H0V188H3V190L5 191H7V194L9 195H6L5 196V194L3 193V195L6 197V198H3L4 196L2 195V193L0 194V196L2 195V197H0V204L2 203V204H4L3 202H4V199H7L8 197H13V199H7V200H14V196H17L18 194H17V188L19 187V186H17V188H16V186H15V184H13ZM89 183V182H88ZM96 183V182H95ZM94 183V184H95ZM149 183H148V186H149ZM0 184H1V182H0ZM5 184V183H4ZM8 184V183H7ZM20 184H21V182H20ZM138 184H136V185H138ZM96 185V184H95ZM1 186H4V185H1ZM71 186V185H70ZM133 186V185H132ZM72 187V186H71ZM71 187H68L69 188V190L67 191V195H69L70 193H68V192H71L72 193V190L70 189ZM90 187V186H89ZM92 187V186H91ZM96 187V186H95ZM136 187V186H135ZM161 187H162V190H161ZM76 189V188H75ZM133 189V188H132ZM71 190V191H70ZM140 190V189H139ZM175 190V189H174ZM74 191V190H73ZM132 191V190H131ZM130 191V192H131ZM133 191H136V190H133ZM157 191V192H156ZM19 192V191H18ZM132 193V192H131ZM159 193V194H158ZM174 193V192H173ZM172 193V194H173ZM17 194V195H16ZM21 194V193H20ZM171 194V195H172ZM179 194H181V193H179ZM128 195H130V194H128ZM127 195V196H128ZM8 196V197H7ZM28 196V195H27ZM27 196H25V197H27ZM32 196H33V194H32ZM47 196V195H46ZM148 196V198L150 197V195H147ZM178 196H180V195H178ZM22 197V196H21ZM21 197H18L17 196V198H20V199H17V198H15V199H17V201L16 200H14V202L16 201V203L19 201V200H21V201H23V200H25V199H21ZM89 197V196H88ZM172 197H175V196H173L172 195ZM171 197V198H172ZM24 198V197H23ZM28 198L31 200V197L30 196H28ZM45 198V197H44ZM47 199L49 198V197H46ZM89 198H93V197H89ZM157 198V199H156ZM171 198H170V200H171ZM176 198V197H175ZM178 198V200H177V205H179L178 207L180 208V211H181V209H182V213H183V210H185V207H187V199H183V198H181V196H180V198L179 197H177ZM100 199V198H99ZM132 199H133V197H132ZM145 199V198H144ZM29 200V201H30ZM88 200V199H87ZM95 200V199H94ZM139 200V199H138ZM169 200V199H168ZM2 201V202H1ZM50 201V200H49ZM62 201V200H61ZM96 201V203H97V200H95ZM178 201H179V203H178ZM145 201H143V203H144ZM147 202V201H146ZM64 203H65V201H64ZM87 203H90L89 201L87 202ZM118 204H123V205H125V206H128V207H130V203L132 204V202H131V199H128V197H124V198H122L121 200H118V202H117ZM117 203L115 204L114 203V205L116 206L117 205ZM19 204H20V201H19ZM23 204H25V205H27L28 203L26 202H24L23 201ZM29 204H30V202H29ZM91 204V203H90ZM154 204V203H153ZM5 205H7V207H9V206H11V205H9L8 206V203L6 204L5 203ZM17 205V204H16ZM16 205H14L15 207H16ZM31 205V204H30ZM89 205V204H88ZM92 205V204H91ZM94 205V204H93ZM114 205H111V207L112 206H114ZM122 205V206H123ZM0 206H2V205H0ZM4 206V205H3ZM14 206H13V209H14ZM18 206V205H17ZM28 206V205H27ZM119 206V205H118ZM124 206V207H125ZM145 206V205H144ZM144 206H142V207H144ZM21 207H24V209H26L25 208V206L24 205H21ZM64 207H65V205H64ZM102 207V206H101ZM109 207V206H108ZM111 207L109 208V209H111ZM127 207V208H128ZM137 207H138V205H137ZM141 207V208H142ZM173 208H174V206H172ZM176 207V206H175ZM11 208H12V206H11ZM17 208H19L20 209V205H19V207H17ZM28 208H29V206H28ZM66 208V207H65ZM112 208H114V207H112ZM123 208V207H122ZM2 209V208H1ZM8 209V211L7 212H10L11 210H10V207L9 208H7ZM63 209V208H62ZM144 209V208H143ZM142 209V210H143ZM10 210V211H9ZM21 210L23 211V208H21ZM27 210V209H26ZM119 210V209H118ZM123 210V209H122ZM177 209H175V211H176ZM189 210V209H188ZM3 211V213H4V210H2ZM2 211L0 212L1 214H0V219H1V215L3 214L2 213ZM17 211H19V210H17ZM22 211H21V213H22ZM100 211H104V208H100ZM134 211V210H133ZM133 211L131 212V213H133ZM7 212H5V213H7ZM26 212V211H25ZM24 212V213H25ZM44 212V211H43ZM114 212H116V207H115V209H114ZM118 212V211H117ZM116 212V213H117ZM135 212V211H134ZM137 212V211H136ZM185 212L187 213V210H185ZM190 212V211H189ZM12 213H13V211H12ZM11 213V214H12ZM17 213L18 212H16V215H17ZM110 213V212H109ZM113 213V212H112ZM115 213V214H116ZM177 213V212H176ZM181 213V214H182ZM10 214V213H9ZM15 213H13V215H14ZM111 214V213H110ZM120 215H121V213H119ZM162 214H163V212H162ZM161 214V215H162ZM177 214H179V213H177ZM13 215H9V217H11L12 216V219H13ZM161 215L160 216H156V218L157 219H160L161 220ZM188 215V214H187ZM3 216H6V215H3ZM2 216V217H3ZM15 216V215H14ZM110 216V215H109ZM139 216V215H138ZM148 216V215H147ZM176 216V217H175ZM117 217V216H116ZM122 217V216H121ZM173 217V218H172ZM7 218H8V216H7ZM104 218V217H103ZM107 218V217H106ZM106 218H104V219H106ZM127 218H129L128 216H127ZM187 218H189L188 216H187ZM4 219V218H3ZM18 219V218H17ZM115 219V218H114ZM138 219V218H137ZM152 219V218H151ZM170 219V220H171ZM113 220V219H112ZM116 220V219H115ZM118 220V219H117ZM128 220V219H127ZM134 220V219H133ZM184 220V218L182 219V221ZM2 223H0V226L4 223H7V226L9 225V224H11L10 222H8V220L6 219V221H2V220H0ZM16 221V220H15ZM139 221V220H138ZM153 221V220H152ZM188 221V220H187ZM18 222V221H17ZM112 222V221H111ZM185 222V221H184ZM101 222H97L96 223V228L94 229H92V232H91V234L89 235V236H87V237H83V238H80V240L78 241V243L76 244V250H78V251H80V254H81V250H82V253H87V251H88V249L89 250H91V248H92V245L93 244H96V245H94V246H97V245H99V244H101L100 242H103L104 240H102V238L104 239V235L106 234H103L102 233V231H103V229L101 230L100 229V227L99 226H101V224H100ZM114 223H116V221L114 222ZM172 223V222H171ZM18 224V223H17ZM159 224H163L162 222L160 223L159 222ZM166 224V223H165ZM178 225H179V223H177ZM176 224V225H177ZM182 224H183V222H182ZM119 225V224H118ZM133 225V224H132ZM175 225V224H174ZM177 225V226H178ZM185 225V228L187 229V225L186 224H184ZM184 225H183V227H184ZM5 226L6 225H4V227H3V225H2V227H0L2 230H3V228H5ZM13 226H15L14 224H13ZM146 226H147V228H146V230H145V233H144V235L142 236V238H141V240H140V242H139V244H138V246L136 247V245H135V247H133V249H134V251L136 250V251H138V253H139V259H137V258H135L136 256H134V258L135 259H137L135 262H134V264H159L158 263V260H160V258L158 257L159 256V254L161 253V247L163 246V248L166 246V249L168 250L169 249V247L168 246H171V244L169 243V242H163L162 243V246L160 247V245H159V243H157V241H159L160 242V240L158 239V237H156L157 239H153L154 237H153V235H155V234H153L152 235V237H151V235H150V233H149V229H150V215H149V217L147 218V220H146ZM160 226V225H159ZM118 227V226H117ZM135 227V226H134ZM133 227V228H134ZM8 228H9V226H8ZM14 228V227H13ZM16 228H17V226H16ZM98 228H99V230L101 231H99L98 230ZM102 228V227H101ZM110 228H111V226H110ZM119 228V227H118ZM120 228H121V225H120ZM152 228H153V226H152ZM1 229H0V236H2L3 235V233L6 231L5 229H7V228H5L3 231L4 232H1ZM112 229V228H111ZM135 229V228H134ZM178 229H179V227H178ZM178 229L176 230L177 232H178ZM45 231H43V232H45L44 234V237H43V239L41 240V242H38V247H32V246H30L31 247V249L30 250H27V251H24V254H23V256H24V258H25V256H26V258H27V260L23 263V264H45L46 262H47V260L49 259V257H48V259L46 260L45 259V256H46V254H53V253H56V251L57 250H59V251H61L59 254H58V257L60 258V259H63V261H64V258L66 259V261H67V257H66V255H67V253L66 254H64L65 256H63V255H60L63 251H62V249H60V247H59V249L57 248V245L56 244H58V242L56 243V236L52 233V231H50L49 230V228H47L46 227V229H44ZM110 230V229H109ZM119 230V229H118ZM153 230V229H152ZM181 230H184V228L182 229L181 228ZM180 230V231H181ZM188 230V229H187ZM9 231V230H8ZM114 231V230H113ZM179 231V232H180ZM111 232V231H110ZM135 232V231H134ZM152 232V231H151ZM175 232V231H174ZM179 232L178 233H176V234H179ZM185 232V231H184ZM183 232V233H184ZM5 233H7V232H5ZM115 233V232H114ZM154 233H155V231H154ZM173 233V232H172ZM181 234L180 235H182L181 237V239L179 240V243H180V247L178 248L179 249V251H176L177 252V254L176 253H173V255H175L174 256V258H175V260L177 261V262H175V263H177V264H213V261H210L211 259L209 258V256H207V254L204 252V250L201 248V246H200V244L199 243H197L196 242V240L195 239H192L191 238V240L189 239L190 237H188L189 235H187V237H188V239H187V237H186V239H185V237L183 236V233H182V231L180 232ZM187 233V232H186ZM58 234V233H57ZM62 234H63V231H62ZM120 234V233H119ZM131 234V233H130ZM176 234H175V238H176ZM189 234V233H188ZM127 235V234H126ZM179 235V236H180ZM10 236V235H9ZM190 236H191V234H190ZM5 237V239H8V237H6V234H5V236H2V238H0V239H3ZM59 237V236H58ZM106 237V236H105ZM116 237V236H115ZM170 237H172V235L170 234V236H169V240L171 241V239H170ZM184 237V238H183ZM194 237V236H193ZM11 238V237H10ZM69 238V237H68ZM119 238H120V236H119ZM124 238L126 239V241H127V236H124ZM174 238V239H175ZM178 239H179V237H177ZM63 239V238H62ZM115 239V238H114ZM173 239V238H172ZM108 240V239H107ZM110 240V239H109ZM116 240V239H115ZM162 240V239H161ZM175 240H177V239H175ZM131 241V240H130ZM168 241V240H167ZM5 242H7V240L5 241ZM105 242V241H104ZM103 242V243H104ZM1 244H0V246H2L1 248H0V252L1 251H3V252H1V254L2 253H4L5 251H4V249L6 248V246H5V243H4V241H1L0 242ZM11 243V245L12 244H15L14 242L12 243V242H10ZM40 243V244H39ZM98 243V244H97ZM161 243V242H160ZM118 245V242L116 241L115 243H113V244H111V246H110V248H108L109 250L107 251V252H110V250H112L113 252H114V248L112 247V246H115V245ZM137 244V243H136ZM170 244V245H169ZM173 244V243H172ZM9 245V244H8ZM21 245H22V243H21ZM21 245H19V246H17V247H20ZM60 245V244H59ZM176 245H178V243H176ZM176 245H175V247H176ZM201 245H202V243H201ZM41 246V247H40ZM93 246V247H94ZM102 246V245H101ZM173 246H174V244H173ZM173 246H172V248H173ZM179 246V245H178ZM3 247H4V249H3ZM9 247H10V245H9ZM91 247V248H90ZM116 247V246H115ZM168 247V248H167ZM174 247V248H175ZM13 248V247H12ZM21 248V247H20ZM33 248V249H32ZM97 247H94V249L93 250H97L96 249ZM99 248V247H98ZM102 249H103V247H101ZM101 248H100V250H101ZM162 248V249H163ZM173 248V249H174ZM176 248V250H178ZM87 251H86V250ZM106 249V248H105ZM165 249V248H164ZM6 250V249H5ZM12 250H14V248L12 249ZM85 252H84V251ZM6 251H9V248H8V250H6ZM10 251H11V248H10ZM17 251H19V249L17 250ZM102 251V250H101ZM104 251V250H103ZM111 251V252H112ZM135 251V252H136ZM169 251V250H168ZM167 251V252H168ZM174 251V250H173ZM26 252V253H25ZM95 252H98V251H95ZM100 252V251H99ZM110 252V253H111ZM171 252V251H170ZM10 253H12V251L11 252H9V255L8 256H6L7 255V253H4V254H0V264H9V261H10V259L12 258L13 260H14V258H13V256H11V254ZM68 253H70V251H68ZM91 253V252H90ZM72 254V253H71ZM74 254V253H73ZM79 254V256L77 257V256H75V257H70L69 259H71L72 260V262H73V264H80V263H82V261H81V255ZM93 254H94V251H93ZM98 254V253H97ZM100 254H102V253H99L98 255L100 256ZM109 254V253H108ZM107 254V255H108ZM112 254L113 253H111L110 255L112 256ZM115 254V253H114ZM117 254V253H116ZM115 254V255H116ZM135 254H137V253H135ZM165 254V253H164ZM168 254V253H167ZM5 255V256H4ZM14 255V254H13ZM88 255H91L92 256V253L91 254H88ZM107 255H105V256H107ZM110 255L108 256L109 257V260L108 259H103L104 257H102V259H103V263L102 264H115L116 262H115V260L116 259H110L111 257H110ZM118 255V254H117ZM162 255V254H161ZM9 256H11L10 258H7V257H9ZM83 256V255H82ZM163 256V255H162ZM165 256V255H164ZM164 256H163V258H164ZM53 257H54V255H53ZM56 257V256H55ZM87 257V256H86ZM85 257V258H86ZM93 257V256H92ZM113 257H114V255H113ZM161 257V256H160ZM115 258H116V256H115ZM159 258V259H158ZM68 259V260H69ZM83 259V258H82ZM87 259H88V257H87ZM162 259V258H161ZM23 260V259H22ZM85 260V259H84ZM83 260V261H84ZM95 262H96V260L95 259H93ZM92 259L90 260L91 262L93 261ZM98 261L97 262H99V260H101V259H97ZM60 261V260H59ZM64 262V263H68V264H72L71 262L69 263V262ZM70 261V260H69ZM130 261V260H129ZM132 261V260H131ZM166 260L164 259V262H165ZM170 261V260H169ZM174 261V260H173ZM14 262H16V261H14ZM87 262H89L88 260H87ZM115 262V263H114ZM163 262V263H164ZM171 262V261H170ZM22 263V262H21ZM90 263V262H89ZM162 262H160V264H161ZM174 263V264H175ZM11 264H13L12 262H11ZM93 264V263H92ZM99 264H100V262H99ZM164 264H166V263H164ZM171 264H172V262H171Z\"/></svg>",
  "mask_w": 264,
  "mask_h": 264
}]
</instances>
